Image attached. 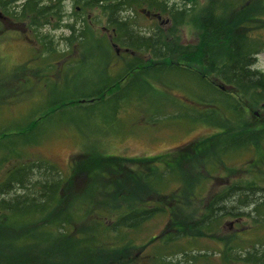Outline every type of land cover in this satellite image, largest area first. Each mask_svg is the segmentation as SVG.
I'll use <instances>...</instances> for the list:
<instances>
[{
	"label": "trees",
	"instance_id": "obj_1",
	"mask_svg": "<svg viewBox=\"0 0 264 264\" xmlns=\"http://www.w3.org/2000/svg\"><path fill=\"white\" fill-rule=\"evenodd\" d=\"M63 1L0 0V12L4 17L22 22L28 29L35 32L39 50L36 51L34 59L44 64L49 63L47 66L31 70L32 77L37 79L38 83L41 82L42 73L45 71L51 73L58 67L53 64L54 62L79 64L88 60L87 62L102 61L106 65L121 59L126 63L125 68L129 70L157 66L176 67L192 73L200 89L207 90L208 94L212 95V98L209 96L200 98L199 103L207 105L221 103L234 108L237 114L230 120H226L224 115L212 120L201 119L216 126L218 130L211 136L193 141L188 146L175 151L176 157H181V163L177 164L172 160L174 153L131 159L129 164L139 166L140 170L128 174L126 179H129L131 183H145L147 189H151L154 191L152 193L162 197L163 200L159 202L163 206L160 207L159 204L128 205L129 207L123 211L108 213L104 209L99 213L95 210L92 198L98 188L94 181L100 176L104 177L102 168L116 169L120 161L124 160L123 158L104 157L103 154L92 152L85 155L86 162L83 160L74 162L75 170L71 179L78 181L85 175L87 178L85 180L92 182L87 187L89 193L77 195L64 203L61 193L66 180L61 171L48 159L37 158L29 153V148L38 142L30 147L26 144L20 146L19 143L12 141L5 144L6 139L25 134L23 132L25 129L15 125L0 128V254L9 256L19 254L20 250L27 253L31 252V249H36L44 255L43 264H77L80 261V255L94 257L103 250L105 255L91 259L88 264H109L113 255L119 251L109 250L110 245L102 244L105 238L121 240V249L132 248L133 242L130 240L132 229L143 226L148 219L160 212L168 211V208L170 221L165 231L159 238L153 237L149 244L161 238H163L162 244L171 245L174 241L176 244L178 239L187 236L195 240L199 239V236L217 239L216 232L225 217L238 220L245 216L254 223L251 225H263L264 185L261 182L264 181V177L261 178L260 173L264 175V160L258 161L255 157L251 158L248 171L255 169L259 174L250 179L243 178L235 181L225 192H220L211 199L197 204L198 209L194 201L202 202L208 177L202 183L199 181L194 185L185 182V176L182 178L180 176L182 168L187 172L192 170L188 168L187 163H184L185 161L192 166L201 161V168H204L205 173L213 178V171L221 164L227 166L230 173L235 172V167L228 166L227 162H231L230 159L235 154L238 155L240 151L264 150V72L255 68L256 56L264 44L256 39L255 32L253 33V30H258L260 26L252 25L253 23L250 22L256 23L263 20L255 18L252 12L256 10V7H261L260 3L263 0H245L246 2L240 8H238L240 0H224L223 2L210 0L209 4L204 5L202 9L192 5L196 4L197 0H186L191 2V5L187 4L184 7L179 6L175 0H81L82 5L77 7L76 19L73 23L67 22L68 16ZM138 7L158 20L162 18L152 32L147 33L136 28L134 12ZM88 10L99 11L97 12L99 15L94 20L100 23V20L104 18L109 32H103V35L97 36L94 30L96 21L85 16ZM233 13L244 15V18L230 17ZM240 22L245 24L243 28L239 26ZM49 26H53L54 30L69 29L70 36H63L65 48L58 49L55 40L48 34H39V30ZM185 26H192L198 31L196 44H187L183 41L182 27ZM106 51L107 54H105ZM118 51L122 53L118 55ZM77 52L80 53V58L75 57ZM79 68L78 66L69 70ZM25 70L29 69L25 66ZM59 70L63 71V67ZM14 71H22V69H12V72ZM6 72L7 70L3 69L0 74ZM128 76L129 74L118 77L114 86H107L105 90L111 91L119 87L114 90L118 91L121 89L120 81H124ZM33 78L26 72L0 78V108L14 103L16 98H12L19 92L18 90L30 86L34 81ZM49 78L48 76L45 81ZM15 79L20 85L19 89L13 84L10 85L11 82H15ZM50 81H47V86L53 82ZM103 92L95 91L89 95H81L78 99L73 95L60 98L55 102L47 101L45 110L55 111L81 99H94L93 101L104 99ZM243 101L249 102L250 105H245ZM247 106L259 108L258 110L261 111L259 116L252 115L251 123L247 122L245 126H242V119L250 110ZM33 115L32 113L29 116L27 122L28 130L37 126L41 119V116L33 119ZM230 124L233 127L227 129ZM228 137H233L234 141L241 140V146L223 147V140ZM157 163H162L165 166L164 170L158 168ZM164 171L170 175L173 173L175 176L171 178L177 182L181 181V186L178 188L179 191L181 190L180 197L175 196L176 191L172 195L162 194L163 189L166 188L162 176ZM115 172L119 176L116 181L123 178L119 170ZM130 176L131 178H127ZM194 177L196 175H193ZM153 178L154 181H151ZM198 189H200L199 192H197ZM175 198L187 208L177 209L174 204ZM117 199L120 201L118 205L115 204ZM121 199L130 200L128 196L117 197L115 201H109V203L107 201L105 206L116 208L123 204ZM79 201L84 203L78 204ZM100 203L103 204L104 201L101 200ZM112 214L116 219H113ZM54 215L57 216L56 219ZM82 221H85L87 228L74 233L72 226ZM80 236L87 239L83 241ZM224 239H220L225 243L224 264L233 259H235L233 262L237 261L241 264L245 262L264 264V251L254 246V249L248 251L242 259L228 252L242 245L241 236L235 230L232 236ZM84 243H89V246L83 247ZM262 246L264 247V244ZM145 247L147 245L143 248ZM155 250L157 251L158 247ZM181 251L188 256L190 252L198 250L182 249ZM226 251L231 256L226 258ZM180 252L157 255L154 259L156 262L151 264H180L173 258L174 255L172 256ZM199 255H205V253ZM189 256L197 262L198 255ZM125 262L135 264L134 261L126 260Z\"/></svg>",
	"mask_w": 264,
	"mask_h": 264
},
{
	"label": "rangeland",
	"instance_id": "obj_2",
	"mask_svg": "<svg viewBox=\"0 0 264 264\" xmlns=\"http://www.w3.org/2000/svg\"><path fill=\"white\" fill-rule=\"evenodd\" d=\"M43 1L53 2L55 0ZM175 1L181 7L187 4L191 5V2H187L186 0ZM223 1L219 0V2ZM209 2L210 0H197L196 4L192 5L202 9ZM245 2V0H240L238 8ZM63 5L68 16L67 22L73 23L76 19L75 11L77 7L82 5L81 0L79 2L76 0H64ZM260 5L261 7H256V10L252 11L254 12L253 16L264 20V0ZM97 12L99 11L88 10L85 16L94 20L99 15ZM261 12L263 14H260ZM134 13L135 26L143 32H152L153 28L160 24V20H162V18L158 20L146 14L140 7L136 8ZM263 20H259L256 23L254 21L250 22L253 23L252 25L260 26L258 30H253V33L255 32V38L261 40L264 44ZM0 22V72L3 69L7 70L6 73L0 74V78L24 72L33 78L31 70L49 64L41 65L38 60L34 59L36 51L39 50L38 41L35 39V32L28 29L22 22L6 18L2 14L0 15ZM244 25L241 22L239 24L242 28ZM103 27H107V22L104 18L100 20V23L96 21L94 30L97 36H101L103 32H106ZM182 29L181 36L183 41L187 44H196L198 41V31L192 26H185ZM38 32L40 35L48 34L49 37H52L55 40V44L58 45V49L66 47L63 36H70L71 34L69 29L61 28L54 30L53 26L45 27ZM113 50L115 52L114 48ZM79 52H77L75 57L80 58ZM121 53L118 51L117 54L120 55ZM105 54H107V51ZM116 59L118 60V58ZM87 61L80 62L79 64H56L54 62L53 64L58 67H55L56 69L53 72L45 71L42 73L40 83H38L37 79L33 78L32 84L25 88L19 89L20 85L16 79L14 80L15 82H11L10 85L17 86L19 92L12 98H16L14 103L0 108V128L15 125L25 129L23 131L25 134H18L13 138L6 139L4 143L12 141L19 143L20 146L26 144L30 147L38 142L29 148V153L37 158L48 159L61 171L62 176L66 180L61 193L63 196H61V199L64 203H67L77 195L89 193L87 187L92 182L91 180H85L87 178L84 175L80 180L73 181L71 176L75 170L74 162L77 163L81 160L86 162V158L84 159L85 155L96 152L100 155L103 154L104 157L117 156L125 160H121L119 166H115L116 169L102 168L101 172L104 174V177L100 176L94 181L96 188H98L92 198V202L95 203L96 212H102L103 209L107 213L117 210L123 211L129 207L128 205L148 206L159 204L162 207L163 205L160 203L163 200L162 197L152 193L154 191L151 189H147L148 187L145 183H131L129 179H126L128 174L140 170L139 166L129 164L130 160L174 153L178 149L188 146L193 141L211 136L218 129L216 126L201 121V119L212 120L224 115L226 120H230L231 117L236 116V110L221 103L211 105L199 103L200 98L208 96L212 98V95L208 94L207 90L200 89L197 85L196 77L192 73L181 68L157 66L129 70L125 68L126 63L121 59L120 61L118 60L119 62L113 61V63L106 65L102 61ZM25 66L29 70H25ZM78 66L80 68L77 70H69L73 67L78 68ZM61 67H63V71L59 70ZM255 68L264 72V45L256 56ZM12 69H22V71L12 72ZM126 73L129 76L124 81H120L119 85L121 89L114 91L119 88L115 87L111 91L105 90L107 86H114V82L117 81L118 77L127 76ZM48 76L50 78L47 81L51 80L50 82H53L47 86V81L45 80ZM95 91H104L102 96L104 99L96 101H93L94 99H81L74 104L64 105V107L55 111L49 112L45 110L47 101L55 102L60 100V98H68L73 95L78 99L81 98V95H89ZM245 105H250V103L245 102ZM247 108L250 110L243 117L242 126H245L247 122L251 123V120H253L252 115L256 114L259 116L261 111L258 110L259 108L251 106H247ZM32 113L34 114L32 116L33 119L40 116L41 119L37 126L28 130L26 129L27 122ZM232 127V124H230L227 126V129H231ZM241 144V140L234 141L233 137L223 140V147L234 146V148H238ZM176 156L174 153L172 160L177 164L181 163V157ZM254 157L258 161L264 160V150L256 152L251 150L240 151L238 155L235 154L230 159L231 162H227V165L234 166L236 171L230 173L226 168L227 166L225 167L221 164L214 171L212 170L213 178H210L209 174L205 173L204 168H201L200 160V163H195V166L185 161L184 163H187L188 168L192 169L191 172H187L184 168H182V171L180 170V176L181 178L185 176V182L195 185L196 182L199 183L200 181L202 183L208 177L202 202L194 201L196 209L199 207L197 204L211 199L220 192H225L228 186L234 184L235 181L243 178L250 179L254 175L259 174L255 169L248 171L250 169L249 163L251 158ZM225 160L228 161L226 158ZM157 166L161 170L165 168L162 163H157ZM115 170H119L123 178H119L116 181L119 176ZM172 174H167L164 171V175L162 176L164 177L165 183H163L166 188L165 190L163 189L162 194L172 195L176 191L175 196L180 197L181 190L179 191L178 188L181 186V181L177 182L171 178L175 176ZM193 175H196V177L193 178ZM260 177H264L263 173H260ZM127 178H131V176ZM151 181H154V178ZM261 184L264 185V181ZM123 196H128L130 200L123 201L121 199L123 204L121 203L122 205L116 208L108 205L105 206L107 201L109 203V201H115L117 197L121 198ZM101 200L104 201L103 204L100 203ZM77 203L83 204L84 202L79 201ZM119 203L120 201L117 199L115 204L118 205ZM174 204L177 209L184 210L187 208L177 198H175ZM168 211L160 212L148 219L143 226H137L132 229L130 240L133 242V249L130 247L121 249V240L105 238L102 244L106 243L105 245H110L109 250L119 251V253L113 255L108 263L122 264L124 262V264H129L125 262L127 260L134 261L135 264H151V262H156L154 259L157 255H171V253L180 252L182 249H193L200 251L189 253V255H198L197 262L189 255L183 254L182 251L179 254H172V256L174 255L173 258L179 261L180 264H224L223 249L225 243L220 241V239H228L232 236L233 230L241 236L240 242L242 245L231 251L228 250V252L242 259L254 247L264 251V247L262 246L264 244V224L253 226L254 223L250 218L245 216L241 217L242 220L237 229L230 226V223L236 222V219L225 217L218 232H216L218 235L217 239L199 236V239L195 240L190 238L191 236H187L178 239L176 244L175 241L171 245H168V243L162 244L163 238L149 244L153 237L159 238L165 231L170 221ZM56 218L57 216L54 215V219ZM113 219H116L115 215H113ZM86 228L85 221H82L79 224L73 225L72 231L74 233L81 232ZM80 239L85 241L87 238L80 236ZM88 244L84 243L83 247L89 246ZM145 245L147 247L143 248ZM157 247L158 250L156 251ZM20 251L19 254L9 256L0 254V264H43L42 258L44 255H41L36 249H31V252L27 253H24V250ZM100 251H102V254H96L94 257L80 255V261L77 264H88L91 259H96L98 256H103V254L105 255L103 250ZM203 253L206 256L199 255ZM229 255L226 251V258ZM234 260H231L227 264H241L237 261L233 262ZM245 264L247 263L245 262Z\"/></svg>",
	"mask_w": 264,
	"mask_h": 264
},
{
	"label": "flooded vegetation",
	"instance_id": "obj_3",
	"mask_svg": "<svg viewBox=\"0 0 264 264\" xmlns=\"http://www.w3.org/2000/svg\"><path fill=\"white\" fill-rule=\"evenodd\" d=\"M230 17L240 19V18H244V15H238L237 13H233V14H230ZM103 29L106 30V32H109L107 27H103ZM40 63L41 65L44 64L43 62H40ZM58 63L65 64L66 62H58ZM237 223H239L238 220H236V222L233 221L230 223V226L234 229H237Z\"/></svg>",
	"mask_w": 264,
	"mask_h": 264
},
{
	"label": "bare ground",
	"instance_id": "obj_4",
	"mask_svg": "<svg viewBox=\"0 0 264 264\" xmlns=\"http://www.w3.org/2000/svg\"><path fill=\"white\" fill-rule=\"evenodd\" d=\"M211 13H213V12L211 11ZM213 14H214V13H213ZM241 220H242V218H241V219H238V222L240 223ZM239 223H237V226L239 225Z\"/></svg>",
	"mask_w": 264,
	"mask_h": 264
},
{
	"label": "water",
	"instance_id": "obj_5",
	"mask_svg": "<svg viewBox=\"0 0 264 264\" xmlns=\"http://www.w3.org/2000/svg\"><path fill=\"white\" fill-rule=\"evenodd\" d=\"M0 15H1V13H0Z\"/></svg>",
	"mask_w": 264,
	"mask_h": 264
}]
</instances>
